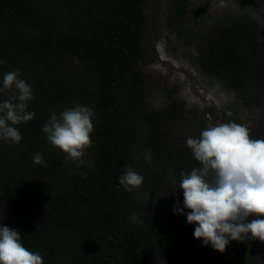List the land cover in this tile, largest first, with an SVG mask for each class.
Wrapping results in <instances>:
<instances>
[{
  "label": "trees",
  "instance_id": "16d2710c",
  "mask_svg": "<svg viewBox=\"0 0 264 264\" xmlns=\"http://www.w3.org/2000/svg\"><path fill=\"white\" fill-rule=\"evenodd\" d=\"M148 1L0 0V85L4 74L18 69V78L31 86L28 110L35 113L15 125L19 143L0 140V225L19 231L21 242L39 252L44 264H168L161 254L169 245L179 257L174 264H243L264 248L252 239L230 241L223 253L205 246L194 237L197 225L187 223L189 210L181 215L173 211L177 206L162 208L147 196L156 186L163 192L181 171L199 167L182 136L173 134L182 107L145 105L139 63L146 58ZM177 1L173 9L182 15L183 0ZM261 35L257 20L236 17L198 38L193 63L235 95L259 99ZM77 104L94 112L86 150L90 167L65 163L66 154L41 131L51 114ZM251 136L264 139V119ZM37 152L46 166L33 162ZM128 168L143 177L132 191L119 184Z\"/></svg>",
  "mask_w": 264,
  "mask_h": 264
},
{
  "label": "clouds",
  "instance_id": "9594fccd",
  "mask_svg": "<svg viewBox=\"0 0 264 264\" xmlns=\"http://www.w3.org/2000/svg\"><path fill=\"white\" fill-rule=\"evenodd\" d=\"M19 75L18 69L4 74L0 87V93H8L7 99L0 101V140L12 143L22 139L15 125L35 117L28 110L34 98L31 86ZM93 118L90 107L77 104L51 114L41 131L51 145L66 154L65 163L79 162L92 144ZM186 145L199 167L181 171L175 189L183 190L184 209L189 210L187 223L197 225L194 237L221 253L230 241L264 242V219L259 218L264 217V139L252 138L248 126L230 121L207 126L199 138L189 136ZM145 158L151 160L150 151ZM33 162L46 166L41 152L35 153ZM172 183L176 185L175 177ZM119 184L132 191L142 186L143 177L128 168ZM184 209L177 206L173 211L183 215ZM250 216L257 218L249 222ZM21 240L19 231L0 225V264H44L42 255L29 250Z\"/></svg>",
  "mask_w": 264,
  "mask_h": 264
},
{
  "label": "rangeland",
  "instance_id": "374dc122",
  "mask_svg": "<svg viewBox=\"0 0 264 264\" xmlns=\"http://www.w3.org/2000/svg\"><path fill=\"white\" fill-rule=\"evenodd\" d=\"M178 3L177 0H149L144 5L147 21L142 45L146 58L139 66L145 76V105L151 109H160L169 103L181 106L184 112L182 121L175 123L174 120L176 131L173 134L181 135L185 142L189 136L199 138L202 130L216 123L234 121L250 130L255 129L264 119V94L259 99L235 95L217 78L201 73L193 58L199 37L242 15H249L260 23L264 39V2L183 0L180 3L184 8L182 15L173 9ZM61 13L64 12L59 11L58 15ZM45 64L42 69L47 66ZM7 95V92L0 93L2 99ZM79 162L90 167L92 156L85 151ZM176 181V185L172 180L166 183L163 192L156 186L154 192L147 195L153 197L151 203L162 208L174 205L184 209L183 190L175 189L179 183L178 179ZM178 258L174 246L169 245L162 250V263L174 264ZM243 260V264H264V248Z\"/></svg>",
  "mask_w": 264,
  "mask_h": 264
}]
</instances>
